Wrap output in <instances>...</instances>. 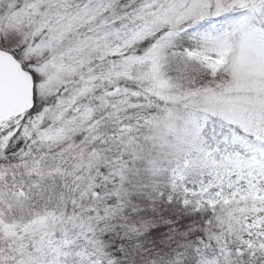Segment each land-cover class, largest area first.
<instances>
[{
	"label": "snow or ice",
	"instance_id": "1",
	"mask_svg": "<svg viewBox=\"0 0 264 264\" xmlns=\"http://www.w3.org/2000/svg\"><path fill=\"white\" fill-rule=\"evenodd\" d=\"M0 264H264V0H0Z\"/></svg>",
	"mask_w": 264,
	"mask_h": 264
}]
</instances>
